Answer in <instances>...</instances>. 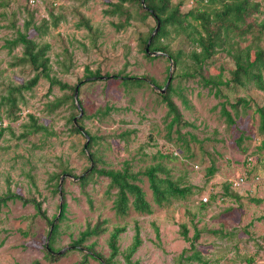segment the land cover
I'll use <instances>...</instances> for the list:
<instances>
[{"label":"rangeland","instance_id":"rangeland-1","mask_svg":"<svg viewBox=\"0 0 264 264\" xmlns=\"http://www.w3.org/2000/svg\"><path fill=\"white\" fill-rule=\"evenodd\" d=\"M108 1L62 0L59 7L50 11L56 19L50 16L47 33L39 36L34 27L28 30L37 42L50 43L51 75L63 83L76 88L80 80H87L86 67L100 71L97 80L79 87L83 114L73 106V100L76 104L75 96L72 99L74 89L55 85L50 92L49 82L41 78L33 89L23 92L24 101L18 95L21 110L15 111V115H20L17 119L9 115L10 108L2 97L13 85L30 79L34 71L25 64L12 65L22 55V46L9 51L3 45L7 39L17 36L18 29L24 30L30 8L23 0H7L6 6H0V122L4 129L0 138V196L14 192L42 201L47 217L54 219L61 215L62 194L55 189L59 183L68 204L54 242L55 248L65 251L56 261L47 258L45 249L52 226L37 213L34 203L16 200L3 206L0 264L37 261L40 264H103L102 259L111 255L108 241L115 226L126 227L120 236V254L116 260L128 264L125 253L133 241L136 223L143 243L131 257L132 264H256L254 259L263 250L260 243H264V181L257 183L258 180L252 179L253 183L239 189L230 188L228 194L223 192L226 182L247 171L249 175L264 174V136L260 133V117L256 112L257 106L264 105V90L251 84L233 89L222 86L225 96H216L198 76H193V61L189 57L194 48L191 39L172 29L167 37L161 38V43L175 54L180 52L182 63L177 66L169 53L148 58L140 37L152 38L158 34L160 26L156 31V18L144 16L138 4L127 2L125 5L131 11L129 23L118 27L117 23L124 22L125 16L106 14ZM196 4L193 0H183L182 12ZM214 6L220 7L218 3ZM260 10L247 20L256 21L258 29V24L264 23V2ZM83 18L93 26L92 33L85 26L79 27ZM35 21H41L37 15ZM236 40L241 47L256 42L264 48V29L261 35L256 32ZM211 66L223 70L227 79L235 68L225 50L219 51L206 68ZM171 71L172 99L188 124L169 129L171 117L159 93ZM117 73L147 77L148 81L155 79L157 85L150 81L149 85L126 88L119 78L108 77ZM241 98L250 106L240 104L236 115L230 103ZM55 99L62 102L50 111L47 104ZM224 105L233 113L235 124L230 125L222 115ZM107 107L115 108L104 115ZM30 113L35 115L38 126L46 128L37 130ZM73 116L78 117V125L83 127L80 133L74 131ZM87 131L95 137L90 149L85 148ZM92 151L99 158L96 164L88 158ZM160 152L176 156L164 160L173 179L194 188L186 199L159 206L153 200L147 177L143 176L141 185L152 203V213L132 208L127 216H117L113 208L116 190L109 189L110 180L106 176L95 173L85 191L77 183L76 177L92 165L98 169H119L124 161L130 160L133 169L138 171L154 163V157ZM248 156L256 162V169L250 170L246 163ZM213 162L217 171L208 178L206 169ZM64 170L67 171L63 173ZM56 173H61L59 179L52 178ZM212 192L218 193L212 197ZM221 193L223 198L218 195ZM204 196L209 201L205 202ZM103 219L109 220L105 233L73 247V241L82 231ZM183 224L188 229L187 236L183 234ZM197 233L199 237L195 239ZM87 245L94 247L96 258L86 255L93 253ZM197 251L203 261L191 258Z\"/></svg>","mask_w":264,"mask_h":264},{"label":"trees","instance_id":"trees-1","mask_svg":"<svg viewBox=\"0 0 264 264\" xmlns=\"http://www.w3.org/2000/svg\"><path fill=\"white\" fill-rule=\"evenodd\" d=\"M131 5L138 4L144 16H154L156 21H160V30L158 34L154 37L144 38L140 37V41L143 44V50L146 56L150 59H154L157 56L153 53L156 51H162L170 54V60H172L177 66L182 63V54L179 52L177 54L173 53L168 45L161 43L162 37H167L171 29L175 30L177 34H186L191 39L194 48L189 53L190 60L193 61L192 69L195 72L193 76H198L199 81L202 82L206 87L210 88L216 96H225L222 91V86H230L231 89L239 86H247L249 84L253 85L257 89L264 90V48L258 43H251L245 47H241L236 40L245 39L248 34L255 35L259 32L261 35L264 29V23H260L259 29L257 28L256 21H247L248 18L252 17L254 14L259 13L261 10L262 2L264 0H194L197 4L192 7L187 12H182L183 0H178L176 3L173 0H146L145 6L142 0H109V7L105 9V13L108 15L125 16V21L122 23H117L118 27H125L129 23L131 17L130 9L125 5L126 3ZM7 0H0V6H6ZM215 3L219 4V8L214 6ZM6 4V5H5ZM28 5V4H27ZM28 8H30L28 6ZM54 8V7H53ZM53 8H49V13ZM28 19L24 22V30L18 29L17 36L13 39H7L4 43V47L8 48L9 51H13L15 47L22 46V55L17 57L16 61L12 65H28L34 71V75L28 79L23 80L19 85H13L9 88L7 95L2 97V101L5 102L9 108V115L13 119H17L20 115H15L16 109L18 108V95H20L21 100L24 101L23 92L25 90H31L36 86L41 78L47 79L50 84L49 91H52V87L59 85L61 89H74L72 94V99L75 95V88L71 87L67 83H63L56 77L51 75V59L49 56V51L51 48L50 43H40L37 42L33 37L30 36L28 30L34 27L39 36L47 33L49 29V19H40V23L35 21L36 11L29 9ZM52 18L56 19L54 14L51 12ZM50 15V16H51ZM57 23V21H55ZM85 26L92 33L93 26L90 24L89 20L82 19L81 25ZM235 39L232 43L231 41ZM225 50L229 53L235 68L231 71L232 76L230 78H225L223 70H218L216 68L206 66L214 60L215 55L221 51ZM208 69L209 74H206ZM87 80H80L77 86H81L85 82H94L99 78L100 71H92L89 67H86ZM190 74V73H188ZM119 78L121 83L126 87L131 86H143L149 85L151 83L157 85L155 79H150L148 81L147 77H137L122 75V73L114 74L113 76ZM102 78V77H101ZM174 88L169 85L166 92L159 93L162 96L163 101L168 107V116L171 117L169 122V129H172L175 125L185 126L188 123L183 120L182 112L180 111L177 104L172 99V93ZM62 100L55 99L50 101L48 109L54 111L58 106H60ZM232 108L237 115L239 113V105L250 106L248 101L244 98L239 99L234 103H230ZM73 106L77 108L73 100ZM115 107H107L103 110V114H108L111 109ZM21 110V109H20ZM19 110V111H20ZM102 111V110H101ZM256 112L260 117V133L264 136V105L257 106ZM97 115V113H96ZM222 115L225 117L226 121L232 125L235 124V118L233 113L227 109L224 105L222 107ZM29 118L33 121V126L38 129H44L43 125L38 126L36 124L37 120L34 114H29ZM75 116H73V121ZM74 131L80 133L83 127L78 125V122L73 123ZM4 129L0 126V138L3 135ZM87 139L85 148H92V142L95 141V137L87 131ZM89 142V143H88ZM185 143H187L185 141ZM264 148V139H263ZM176 158L173 153H168L167 155L162 152L158 153L154 158L155 162L151 163L144 169L135 171L133 169V164L130 160H126L123 166L119 169L113 168H93L92 167L76 177L77 183L80 184L82 190L85 191L86 186L91 182L92 177L95 173L109 178V189H115L113 208L117 216L125 217L129 214L130 210L133 208L141 213H152L153 206L152 203L147 199L146 191L144 190L141 182L143 181V176H146L149 181L150 189L153 193V200L159 206H165L171 203L175 199H186L190 194L193 193L194 186H184L173 179L171 175V170L164 164L165 159ZM88 158L95 164L99 162L98 155L96 152L92 151ZM249 156L246 163H248ZM256 169V165L253 167ZM252 168V170H254ZM67 171L64 170L63 173ZM206 175L211 178L217 171V166L213 162L206 169ZM62 173V174H63ZM61 173H56L52 178L59 179ZM223 194H228L231 187V183H225ZM56 192H61L62 203L60 204L61 215L54 219H49L46 212L42 208V201H38L34 198H26L20 193L10 192L4 196H0V210L3 206H7L9 201L21 200L23 203H34L37 208V213L42 215L48 220L49 224L53 227L52 232L48 235V241L45 244V249L47 253V258L51 261H56L60 259L62 254H57L62 249H57L54 246L55 237L58 232L60 222L65 217V212L67 210V202L65 200V190L60 189L59 183L56 184ZM233 189V188H232ZM218 193V192H217ZM217 193L212 192L211 196L215 197ZM221 195L223 198L224 195ZM259 202L262 199L258 200ZM109 220L103 219L98 221L95 225H89L84 231L80 233V236L73 241V247L77 248L82 246L90 238L94 236H100L108 230L107 224ZM183 234L187 236L188 229L185 224L182 225ZM158 231V227L156 226ZM126 231L125 226H115L109 235V247L111 249V255L108 258L102 259L103 264H120L116 260V257L120 254L119 240L123 232ZM199 237V233L195 235V239ZM143 243L141 237V231L139 224L135 225V235L131 245L127 248L125 253V258L128 264H132L131 257L138 251ZM264 249V245L260 243ZM89 251L86 255L96 258V252L94 247L87 245L86 247ZM262 250V249H261ZM260 250V251H261ZM259 251V252H260ZM55 252V253H54ZM257 253V255L259 254ZM256 255V257H257ZM255 257V261H256ZM191 258L199 261H203L200 253L197 251ZM252 261V260H250ZM86 262L83 261V263ZM35 264H40L37 261Z\"/></svg>","mask_w":264,"mask_h":264},{"label":"built area","instance_id":"built-area-1","mask_svg":"<svg viewBox=\"0 0 264 264\" xmlns=\"http://www.w3.org/2000/svg\"><path fill=\"white\" fill-rule=\"evenodd\" d=\"M23 1L26 4H28V6L32 10L36 11L37 17H39L40 19H43V18L49 19L50 18L49 8L59 7L62 0H23ZM0 126H1V122H0ZM255 164L256 162L254 163L253 158L249 157L248 165L249 167H251L250 170H252ZM252 179L258 180L256 182L260 183L264 181V174H250L249 175L247 171L246 173L241 174L237 178L230 180L231 187L234 189H239L247 183H250V182L253 183V181H251ZM202 199L205 202L209 201L208 196H204ZM255 262L256 264H264V249L259 252V254L256 257Z\"/></svg>","mask_w":264,"mask_h":264},{"label":"water","instance_id":"water-1","mask_svg":"<svg viewBox=\"0 0 264 264\" xmlns=\"http://www.w3.org/2000/svg\"><path fill=\"white\" fill-rule=\"evenodd\" d=\"M145 1L146 0H142V2H143V5L145 6ZM159 26H160V21L158 20V26H157V28H156V31L158 30V28H159ZM154 55H157V54H162V55H166V53L165 52H162V51H156V52H154L153 53ZM170 57V56H169ZM172 77H173V75H172V71H171V73H170V76H169V78H168V81H167V83H166V86L164 87V88H162L161 89V91L164 93V92H166V90H167V87L169 86V84L171 83V80H172ZM75 100H76V104H77V106H78V108L79 109H81V115L83 114V110H82V106H81V104H80V102H79V86H76V88H75ZM77 120H78V117H75V122L77 123ZM86 134V133H85ZM88 140H89V138H88ZM86 146V145H85ZM60 189H61V184H60ZM61 210V209H60ZM60 216V214L58 215V217ZM52 229H53V227L51 228V231L50 232H52ZM64 251H65V249H62V250H60L59 252H57V254H62V253H64ZM55 253V252H54Z\"/></svg>","mask_w":264,"mask_h":264}]
</instances>
